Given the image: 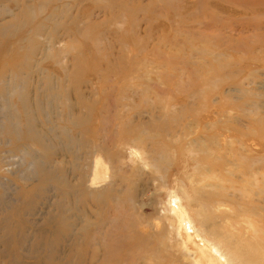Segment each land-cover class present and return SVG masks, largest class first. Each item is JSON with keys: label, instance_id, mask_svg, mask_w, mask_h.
I'll list each match as a JSON object with an SVG mask.
<instances>
[{"label": "rangeland", "instance_id": "1", "mask_svg": "<svg viewBox=\"0 0 264 264\" xmlns=\"http://www.w3.org/2000/svg\"><path fill=\"white\" fill-rule=\"evenodd\" d=\"M0 10V264H182L177 239L146 229L168 217L162 181L187 198H227L230 214L211 220L222 233L264 227V0H0ZM131 66L140 80L125 84ZM9 117L18 137L1 132ZM132 146L147 159L138 171ZM96 156L115 177L100 190Z\"/></svg>", "mask_w": 264, "mask_h": 264}, {"label": "bare ground", "instance_id": "2", "mask_svg": "<svg viewBox=\"0 0 264 264\" xmlns=\"http://www.w3.org/2000/svg\"><path fill=\"white\" fill-rule=\"evenodd\" d=\"M32 7L33 6L31 5L25 4L21 10L22 14L27 16L28 14L34 13L33 10L31 9ZM46 7H47V4H46ZM34 8L41 9V12L44 11L45 9L43 3H42V6L34 7ZM57 9L58 8L54 9L53 14L51 16L50 14L45 16V17H48L47 20L51 21L52 18L54 17L53 21L55 22L56 21L55 19L59 18V17H55L57 14ZM0 12L2 14L4 10L2 11L0 10ZM64 15H65V12H62L61 16H64ZM18 21L19 20L17 18L14 19L13 22L5 25L4 29L6 28V26L9 27L10 25H14V26L20 25V23L23 24L22 22L16 24ZM77 27H80V26H77ZM38 28H39V33H42L43 31H45V24H39ZM56 28H57V25H54L53 27L50 28L51 37L48 36L46 43L42 42L41 44V54L45 57V59H48L49 57H51L50 55H54L56 53V50H54L55 45H56V38H55ZM35 32L38 33V31H35ZM93 32H94L93 28H86L85 32H81L79 34L77 33L76 35L78 36V38L83 40L84 37L89 36ZM92 36L94 37V35ZM94 43L96 46L97 42L94 41ZM120 45L124 47V43L122 40H120ZM60 53H62V51H60ZM159 57H162V56H159ZM54 61L56 62L55 59ZM163 66L165 65L163 64ZM163 66L161 65V67ZM122 68H123V71L126 70L125 67H122ZM121 71L122 69L119 68L118 72H121ZM136 71L138 72V70H136L134 67L132 66L129 67V69L126 70L124 77H122L123 83L127 84L128 81L130 80V77H133V76H135L137 80H140L138 75L135 74ZM143 74L145 75V73ZM119 77H120V73L115 78L114 83L117 82V78L119 79ZM160 78L167 79L169 77H160ZM148 79L145 76L144 80L146 84H143V83L140 84L141 90H139V93L141 94L140 95L141 100L147 99L148 97L149 93L146 92V91H149L150 89V85H148ZM136 87H137L136 85L129 84L128 88L131 89V92H133L137 90ZM211 93L212 92H210V90L207 91L206 93L207 98L211 96ZM128 94L129 93L123 94L125 99L128 97ZM161 94H156L155 98L161 99L162 98ZM202 94H204V92ZM169 103H171L170 100H169ZM246 104L247 106H257L255 102H249ZM154 105H156V103ZM156 107L165 108L163 104L156 106ZM137 108L138 106L135 107L134 110H136ZM163 110L164 112H166L165 111L166 109H163ZM117 116H119L118 117L119 119L120 115H117ZM29 119L30 117L25 120L29 122ZM123 119L124 117L121 118L120 123H122ZM13 120L14 122H12ZM166 120L168 121V123H170L172 121H175L176 118L174 117L173 114H170L167 111ZM7 122L8 124H6L5 127L4 126L3 128L1 127L2 128L1 132L11 133L15 137H18L19 134L17 133L16 130H18L20 127L23 128V125H21L20 119H18L17 117L16 118L9 117L7 118ZM119 129L121 133H123V125H120ZM25 130H28V133L26 134L28 138L36 136L34 134L33 121H31L25 126ZM152 137H155V135H152ZM177 138H179L178 134H177ZM196 142L197 141H191L189 143V146L196 147L197 146ZM192 148L188 152L192 153L194 151V149ZM132 149H135V147L134 146L130 147L128 151H129V154L133 156L134 159L132 160V163H135L137 165V171H138L140 168H144L147 165L146 164L147 159L144 156V154H142L141 152H136L135 150H132ZM182 154L184 153L182 152L181 155L178 157H175V159L171 158L169 166L173 167V166L180 165V163L182 162ZM215 158L218 159L219 156ZM193 163L199 164L195 160H193ZM92 167H93L94 173L96 172L95 176H93L92 181H94V186L95 188H97V190L113 185V183L115 182V177H114V173L112 172L113 170L110 169L109 167V163L107 164L106 161H104L101 157L96 156L93 161ZM103 183L105 187L103 186ZM162 183L165 185L163 187L167 193V205L165 207V212L167 213L168 217L165 215L164 217L160 216L154 219L153 221L148 223L146 229H151L152 231H155L156 234H159V235H165L166 239L171 244L177 245V242H176V239H177L179 243L178 247L181 250V253H180L181 255L179 256L181 258L182 264H264V227H260L256 230L252 227L251 224H246L244 225V229L240 230L239 235L230 234V233H222L216 227L217 224L211 223V220L213 219L216 221V223H219L218 220L221 219V215L225 214L227 216L230 214L229 210L228 211L220 210V209L227 208L228 206L226 205L228 202L227 198H224L223 195L217 194V193L200 194L199 195L200 199L198 200H196L193 197L187 198L184 193L182 194V190L174 189V190L168 191L167 183L164 181H162ZM216 198H218L220 201L216 203L214 206H208L206 201L209 199L214 200ZM210 209L212 211L219 212V214L217 216H210ZM204 225H206L207 229H205ZM228 228L229 226L226 228V230Z\"/></svg>", "mask_w": 264, "mask_h": 264}]
</instances>
